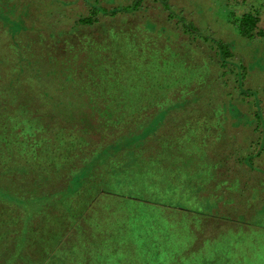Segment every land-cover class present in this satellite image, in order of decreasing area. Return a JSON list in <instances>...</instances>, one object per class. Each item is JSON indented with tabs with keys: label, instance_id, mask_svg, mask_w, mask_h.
Here are the masks:
<instances>
[{
	"label": "rangeland",
	"instance_id": "rangeland-1",
	"mask_svg": "<svg viewBox=\"0 0 264 264\" xmlns=\"http://www.w3.org/2000/svg\"><path fill=\"white\" fill-rule=\"evenodd\" d=\"M248 12L264 30V0H0V264H264Z\"/></svg>",
	"mask_w": 264,
	"mask_h": 264
},
{
	"label": "trees",
	"instance_id": "trees-1",
	"mask_svg": "<svg viewBox=\"0 0 264 264\" xmlns=\"http://www.w3.org/2000/svg\"><path fill=\"white\" fill-rule=\"evenodd\" d=\"M137 5V4H136ZM134 5L131 6L133 8ZM138 5L136 6V8ZM130 8V6L124 7V10ZM135 8V9H136ZM96 10V9H95ZM95 10H92L88 17L81 18L78 23L80 24H92L95 20ZM237 32L244 38H254L257 36H264V30L258 28L259 18L256 13H243L240 17L233 20ZM186 28H191L190 24L185 25ZM219 48V54L222 60H225L230 56V52L226 45L222 42H217ZM220 43V44H219ZM224 63V62H222Z\"/></svg>",
	"mask_w": 264,
	"mask_h": 264
}]
</instances>
